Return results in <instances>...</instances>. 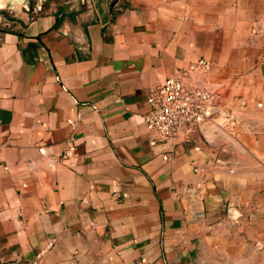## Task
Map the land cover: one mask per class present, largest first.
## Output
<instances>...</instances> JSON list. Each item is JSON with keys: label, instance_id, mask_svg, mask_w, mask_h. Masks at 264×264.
<instances>
[{"label": "crops", "instance_id": "obj_1", "mask_svg": "<svg viewBox=\"0 0 264 264\" xmlns=\"http://www.w3.org/2000/svg\"><path fill=\"white\" fill-rule=\"evenodd\" d=\"M31 1L0 32V264H264V0ZM198 59L236 124L151 147L148 89Z\"/></svg>", "mask_w": 264, "mask_h": 264}, {"label": "built area", "instance_id": "obj_2", "mask_svg": "<svg viewBox=\"0 0 264 264\" xmlns=\"http://www.w3.org/2000/svg\"><path fill=\"white\" fill-rule=\"evenodd\" d=\"M210 67V62L198 59L187 69L178 70L177 74L168 76L162 83L148 89V107L142 114V122L149 133L148 143L151 147L167 144L173 147L189 143L199 135L213 145L215 135L236 124L234 113L220 103L218 92L183 81L188 73L206 72ZM262 81L264 82V73ZM73 149L74 138L69 137L59 157H68ZM39 151L41 154L45 153L44 148ZM171 154L172 150L163 152L162 159L170 160ZM200 188L197 185L188 191L194 194Z\"/></svg>", "mask_w": 264, "mask_h": 264}, {"label": "rangeland", "instance_id": "obj_3", "mask_svg": "<svg viewBox=\"0 0 264 264\" xmlns=\"http://www.w3.org/2000/svg\"><path fill=\"white\" fill-rule=\"evenodd\" d=\"M31 4V0H24V2L21 3V6L13 9L11 7L13 5H17V2L0 3V32L8 30L12 27L6 20L15 19L16 16H14V14L18 13L19 11L28 12L31 14Z\"/></svg>", "mask_w": 264, "mask_h": 264}, {"label": "water", "instance_id": "obj_4", "mask_svg": "<svg viewBox=\"0 0 264 264\" xmlns=\"http://www.w3.org/2000/svg\"><path fill=\"white\" fill-rule=\"evenodd\" d=\"M117 1H118V0H113V1L111 2V6L113 7V6L117 3Z\"/></svg>", "mask_w": 264, "mask_h": 264}, {"label": "trees", "instance_id": "obj_5", "mask_svg": "<svg viewBox=\"0 0 264 264\" xmlns=\"http://www.w3.org/2000/svg\"><path fill=\"white\" fill-rule=\"evenodd\" d=\"M112 1H113V0H112ZM115 5H116V4H115ZM115 5H114V6H115ZM114 6H113V7H114ZM113 7L111 6V8H113Z\"/></svg>", "mask_w": 264, "mask_h": 264}]
</instances>
